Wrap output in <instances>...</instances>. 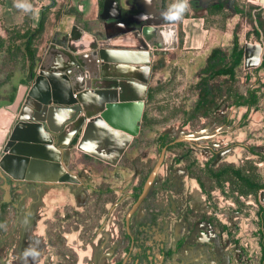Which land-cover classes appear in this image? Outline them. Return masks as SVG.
<instances>
[{"label":"rangeland","instance_id":"1","mask_svg":"<svg viewBox=\"0 0 264 264\" xmlns=\"http://www.w3.org/2000/svg\"><path fill=\"white\" fill-rule=\"evenodd\" d=\"M254 2H238L235 13L239 14L238 11ZM227 14L225 23L231 18V13ZM240 17L237 35L240 45H244L245 55L238 91L245 94L256 81L253 70L264 57V38L260 44L251 34L249 23ZM12 22L9 20L8 24ZM229 23L228 31L217 29L211 34L209 31L206 49L220 42L218 47L228 54L234 26ZM99 28L104 30L102 23ZM14 32L16 30H6V35L0 36V99L3 102L14 96L18 86L26 82L27 74L35 73L52 42V36L43 33L44 45L41 47L42 40L35 42L31 58L25 42L16 41ZM47 44V48L44 47ZM177 49L153 54L157 56L149 82L153 98L144 103L142 115L146 119L142 121L141 117L137 123L138 134L116 165L96 160L73 147L66 151L69 154L66 168L77 177L79 185L34 186L18 194L21 215L13 214L8 241L4 244L5 248L12 245L10 264L17 260L13 258L14 249L23 241L24 249H33L38 255L33 258L18 254L22 264H113L109 251L118 243L115 227L120 224L127 202L138 196L156 163L159 145L183 135H211L216 129H221L220 133L210 139L179 143L166 149L144 208L168 217L167 231L172 237L175 233L183 239L188 264H264V212L259 211L254 198L242 197L235 202L227 191L221 190L205 195L189 173H197L206 165L213 168L221 163L236 167L246 165L264 182V87L257 88L260 102L245 118L243 107L219 108L214 113L218 121L200 119L185 124V112L196 99L195 87L199 82L196 74L202 64L195 57H203L205 52L191 51L189 55L193 59H186L185 51ZM245 75L250 76L248 82ZM257 75L263 84L264 72ZM93 189L100 193L94 195ZM121 200H125L124 204L116 208ZM24 212L29 215L25 227ZM184 214L202 219L194 222L187 235L189 222L182 218ZM105 220L106 226L100 229Z\"/></svg>","mask_w":264,"mask_h":264},{"label":"water","instance_id":"2","mask_svg":"<svg viewBox=\"0 0 264 264\" xmlns=\"http://www.w3.org/2000/svg\"><path fill=\"white\" fill-rule=\"evenodd\" d=\"M139 2L133 0L136 12L107 15L104 9L100 14L103 23L121 22L127 27L123 30L88 32L73 22L66 36L49 45L37 76L19 85L14 100L0 107L1 171L14 180L79 185L65 164V153L76 137L77 150L108 165L118 163L138 134L149 88L150 52L178 48L177 26L153 21ZM220 131L201 137L183 135L167 146L207 140ZM167 146L127 219L147 198ZM258 201L264 205V189Z\"/></svg>","mask_w":264,"mask_h":264},{"label":"trees","instance_id":"3","mask_svg":"<svg viewBox=\"0 0 264 264\" xmlns=\"http://www.w3.org/2000/svg\"><path fill=\"white\" fill-rule=\"evenodd\" d=\"M238 12L249 23L251 34L262 44L264 38V0H256L254 4L244 7ZM228 16L222 4L208 7L207 14L203 16L205 28L223 31ZM45 18V13L42 12L39 25L33 29L32 34L25 31L15 37L16 40L25 39V48L31 58L34 57V51L32 52L31 47L39 41L44 32ZM215 24H220V26ZM239 28L240 25H236L228 54L224 53V50L220 47H215L210 51L205 65L199 73V82L195 87L196 99L189 111L185 112L187 116V119L184 120L185 124L189 120L208 119L218 121L214 113L219 108L243 107L246 109L243 115L245 118L251 109L256 108L260 102L261 95L258 94L259 90L257 88L264 87V83L260 84L257 74L264 72V57L261 58L260 63L253 70L257 77L254 84L246 89L245 94H240L238 91L241 79L240 68L244 60V48L240 45L237 35ZM244 79L248 82L250 76L245 75ZM148 90L146 101L149 103L153 95L152 90ZM144 119H146L145 115H142V121ZM189 173L198 182L201 191L205 195H210L216 190L227 191L235 202H238L242 197L248 198L251 196L254 198L259 211L264 212V205L258 201V193L264 189V182L259 181L253 175V171L246 168V165L236 167L233 164L221 163L215 168L206 165L204 169H200L197 173L192 171ZM99 193L100 190L95 189L93 191L94 195ZM66 216L68 217V215Z\"/></svg>","mask_w":264,"mask_h":264},{"label":"crops","instance_id":"4","mask_svg":"<svg viewBox=\"0 0 264 264\" xmlns=\"http://www.w3.org/2000/svg\"><path fill=\"white\" fill-rule=\"evenodd\" d=\"M112 1V2H111ZM31 5L30 10H24L16 7L17 3H24ZM250 2L253 3L254 0H189V8L183 14L182 18L179 21L170 22L164 18V13L168 8L175 3V0H140L139 4L141 7L147 10L149 17L156 22L162 24H175L177 26L178 32V49L179 51H185L183 54H186V59L192 58V55H189L191 51H201L205 52L203 57H198L196 55L195 59H198V62H202L197 71L196 77L200 78V71L205 65L206 59L210 54V51L218 47L222 43H216L211 49L207 48V37L209 31L210 34L217 29H207L205 28L204 15L207 14L208 7L222 4L226 12L231 13V18L227 20L223 31H228L230 23L234 26L232 27L231 40L233 38V30L236 25L241 21V15L235 13V7L237 4ZM102 3V5H101ZM154 4H159L157 9L152 8ZM105 9L107 15L115 14L116 12L122 11L131 12L134 10L136 12L133 0H1L0 3V36L6 35V30H16L14 32V38L18 35H21L23 32L28 31L27 33L32 34L33 29L37 28L39 21L41 19V13H45V25H44V34L52 36V42L54 40L60 41L64 36H66V31L71 27L73 22L78 23L81 27L88 31L93 32L97 31L99 28V23H102L106 32L115 33L120 29L126 28L124 24L116 21H109L107 24L103 23L100 20V14ZM12 20L11 24H8V21ZM179 33L182 34V37L179 38ZM44 34L42 39H39L41 42V47L44 45ZM54 37V38H53ZM16 40V39H15ZM19 41V40H16ZM25 42V39H21ZM51 42V43H52ZM50 43V42H49ZM48 43V44H49ZM25 44V43H24ZM48 44L44 47L47 48ZM50 45V44H49ZM180 47V48H179ZM244 48V45H243ZM41 49V48H40ZM158 53V51H157ZM245 55V49H244ZM157 56H153V52H150V62H151V72L150 80L153 75V62ZM191 60L190 62H192ZM193 67L191 66V69ZM190 69V67H189ZM39 68H36L35 73H29L25 77V81L28 83L30 78H35L38 74ZM128 75L126 73L123 76ZM26 82L22 84H27ZM21 85V84H20ZM150 87V85H149ZM18 89V88H17ZM149 91V90H148ZM17 92V90H16ZM14 96L8 98L6 102H3L0 99V107L7 105L8 101ZM2 93H0L1 96ZM68 153L65 155V164L67 160ZM67 166V164H66Z\"/></svg>","mask_w":264,"mask_h":264},{"label":"flooded vegetation","instance_id":"5","mask_svg":"<svg viewBox=\"0 0 264 264\" xmlns=\"http://www.w3.org/2000/svg\"><path fill=\"white\" fill-rule=\"evenodd\" d=\"M12 101L13 98L8 101L7 104H10ZM135 137L132 138V141ZM76 141L77 137L72 141L70 149L73 148L72 146L76 144ZM132 141L125 149L122 156L125 155L126 151L131 146ZM170 142L163 146L159 145L160 153ZM172 146H167L166 149ZM0 172V264H10L12 251L10 248L12 245L5 248L4 244L8 241L7 236L9 235V225L13 214L21 215L22 204L21 197L18 194H24V192H27L34 186L48 187V185L32 181L14 180L3 171L0 170ZM94 190L95 189H93V191ZM137 197L135 199H130V201L127 202L125 213L121 215V219L119 220L120 224L115 227L118 243H116L109 251V257H113V264H188V257L186 256L184 246L182 245L183 239L181 236L177 237L175 233H173L172 237V234L167 231L169 222L168 217L165 214L157 211L152 212V210L147 212L146 208H144V204L147 201L146 199L135 213L127 219V213L136 202ZM125 200H121L117 203L115 205L116 208H118L119 204H124ZM140 210H142L143 213H139ZM28 216L27 212L23 213V227L26 226ZM182 218L189 222L187 224L188 231L186 235L190 233V228L192 229L195 221H202L201 217L198 218L195 216L191 218L190 214H184ZM195 218L197 220H194ZM106 224L107 220L100 225V229H104ZM22 234L23 232L21 230L20 236ZM24 246V241L19 242L14 249L15 253L13 258L16 257L17 259L14 264H22L18 258V254H24L27 250L24 249Z\"/></svg>","mask_w":264,"mask_h":264},{"label":"clouds","instance_id":"6","mask_svg":"<svg viewBox=\"0 0 264 264\" xmlns=\"http://www.w3.org/2000/svg\"><path fill=\"white\" fill-rule=\"evenodd\" d=\"M16 7L24 9L26 11L31 9V5L27 4L26 2L17 3ZM188 8L189 0H175V3H173L163 14L164 18L170 22L179 21L182 18L183 14L188 10ZM23 255L25 257L31 256L35 258L38 253L33 249H29L26 250Z\"/></svg>","mask_w":264,"mask_h":264}]
</instances>
